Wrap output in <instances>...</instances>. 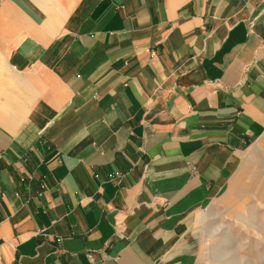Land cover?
Instances as JSON below:
<instances>
[{
    "label": "crops",
    "instance_id": "crops-1",
    "mask_svg": "<svg viewBox=\"0 0 264 264\" xmlns=\"http://www.w3.org/2000/svg\"><path fill=\"white\" fill-rule=\"evenodd\" d=\"M258 158L264 0H0V264H196Z\"/></svg>",
    "mask_w": 264,
    "mask_h": 264
},
{
    "label": "rangeland",
    "instance_id": "rangeland-1",
    "mask_svg": "<svg viewBox=\"0 0 264 264\" xmlns=\"http://www.w3.org/2000/svg\"><path fill=\"white\" fill-rule=\"evenodd\" d=\"M195 230L196 264H264V158L236 169L223 194L198 215Z\"/></svg>",
    "mask_w": 264,
    "mask_h": 264
}]
</instances>
